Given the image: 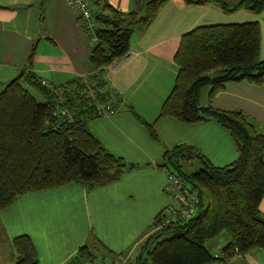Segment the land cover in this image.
Returning a JSON list of instances; mask_svg holds the SVG:
<instances>
[{
	"label": "trees",
	"instance_id": "obj_1",
	"mask_svg": "<svg viewBox=\"0 0 264 264\" xmlns=\"http://www.w3.org/2000/svg\"><path fill=\"white\" fill-rule=\"evenodd\" d=\"M168 1L181 6L214 3L224 12L264 11V0H237L234 4L224 0H145L141 12L127 13L106 0L91 3L93 31L82 28L88 40H97L89 55L96 74L86 81L76 79L48 88L31 71L33 48L22 78L0 91V211L23 194L67 184H79L89 191L118 181L136 168L110 154L90 132L88 122L119 105L116 95L106 89L101 70L127 55L132 34L149 26ZM6 12L0 8V16L6 17ZM259 50L257 22L203 26L181 37L173 58L177 74L171 92L158 119L141 123L158 141L155 126L162 118L183 124L212 120L230 131L238 157L218 168L191 146L164 152L157 167L171 174L170 165L191 185L197 197L196 211L191 218L169 221L160 213L134 264H212L220 258L264 250V219L259 212L264 197V134L240 112L200 105L201 91L207 85H211L210 99L231 82L261 85L264 60H260ZM20 82L45 101L37 102ZM194 159L203 167L189 174L182 172L181 162ZM221 233L229 243L222 248V257H214L204 243ZM91 242L69 264L94 262L97 257L89 248L100 250L95 238ZM12 245L15 264H39L27 237L16 238Z\"/></svg>",
	"mask_w": 264,
	"mask_h": 264
},
{
	"label": "crops",
	"instance_id": "obj_2",
	"mask_svg": "<svg viewBox=\"0 0 264 264\" xmlns=\"http://www.w3.org/2000/svg\"><path fill=\"white\" fill-rule=\"evenodd\" d=\"M87 1L89 5L95 2ZM106 1L125 13L141 12L145 3ZM0 8L8 14L0 16V88L24 72L33 48L31 71L50 85L86 81L96 74L89 62L92 45L66 0H0ZM247 22L260 26L259 58L264 60V11L224 12L214 3L181 6L168 1L149 26L137 29L127 55L99 73L119 105L88 122L90 132L110 154L136 168L118 181L89 191L79 184H67L19 196L0 211V264H15L12 243L21 236L30 240L39 264H69L93 238L100 250L89 248L97 257L94 262L124 264L135 252L140 253L160 213L166 221L175 220L174 213L191 199L184 195L179 207L173 206L169 173L157 167L166 150L191 146L218 168L235 162L238 150L230 131L212 120L183 124L162 118L155 126L158 141L141 122L152 124L158 119L177 74L173 58L183 35L198 27ZM205 88L208 90L203 92ZM210 89L207 85L201 91L202 107L240 112L264 134V81L258 86L244 81L228 83L211 99ZM190 162L197 170L203 167L198 159L184 161L182 172L188 173L183 166ZM184 189L182 184L175 192L183 194ZM259 212L264 219V197ZM223 240L210 243L214 257H220L229 243L227 235Z\"/></svg>",
	"mask_w": 264,
	"mask_h": 264
},
{
	"label": "rangeland",
	"instance_id": "obj_3",
	"mask_svg": "<svg viewBox=\"0 0 264 264\" xmlns=\"http://www.w3.org/2000/svg\"><path fill=\"white\" fill-rule=\"evenodd\" d=\"M235 1L236 0H232V2H235ZM90 5L92 7V4H90ZM20 83H21L22 87H24L35 98V100L37 102L42 103V102L45 101V99L41 95L36 93L30 86L26 85L23 82H20ZM3 87L0 88V91L3 89ZM207 90H208V88H205L203 90V92L207 91ZM168 168L171 171V175L174 178L179 179L181 181V183H183L184 188H185L184 191H183V194H182L181 192H175V190H173V186H169L171 188L170 194H171V197H172V200H173V202H172L173 206L175 208H177V207H179L180 203H182L184 195L189 196L188 193L189 192H193V191H192L191 185H189V183L187 181L182 180L180 177H178L177 173L175 172V170L170 165H168ZM183 168L188 173L195 172L198 169L195 166V164H192L191 162L190 163H185ZM225 236H226L225 233H221L217 237L209 239L208 241H206L204 243V247L206 248V250L209 253L211 252L210 254L212 256L214 255V251H212L210 243L218 242V241L219 242H224V240L222 241V239H224ZM138 254H139L138 252L137 253L135 252L133 254V256L130 259H128V261L124 262V264H134L135 257L138 256ZM212 264H264V250H254V251H251L250 253L245 254L243 256L235 255L234 257H232L230 259H222V258H220L217 262H214Z\"/></svg>",
	"mask_w": 264,
	"mask_h": 264
},
{
	"label": "built area",
	"instance_id": "obj_4",
	"mask_svg": "<svg viewBox=\"0 0 264 264\" xmlns=\"http://www.w3.org/2000/svg\"><path fill=\"white\" fill-rule=\"evenodd\" d=\"M66 3L68 7L76 12L79 23L82 24V26H85V29L92 32L93 31V23L91 22V17H92V11L91 7L88 3L87 0H66ZM89 41L91 45H95L97 40L95 37L89 38ZM41 84L51 88L53 85H50L49 83L45 81H41ZM108 109V108H107ZM98 110L101 112L102 111V106L98 108ZM110 112V111H109ZM167 182L168 186H173V189L176 191L181 190L182 184L181 181L177 178H174L170 173L167 175ZM189 196H191V199L189 203H187L186 207L181 210L178 213H174L175 215V220H185L188 218H191L196 211V204H197V197L194 192L189 193ZM81 264H102L100 262H83Z\"/></svg>",
	"mask_w": 264,
	"mask_h": 264
},
{
	"label": "water",
	"instance_id": "obj_5",
	"mask_svg": "<svg viewBox=\"0 0 264 264\" xmlns=\"http://www.w3.org/2000/svg\"><path fill=\"white\" fill-rule=\"evenodd\" d=\"M23 76V72H20L17 76H15L13 79H11L7 85H11L12 83L18 81L21 79V77Z\"/></svg>",
	"mask_w": 264,
	"mask_h": 264
}]
</instances>
